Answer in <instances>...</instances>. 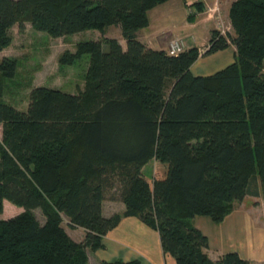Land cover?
<instances>
[{"label":"trees","instance_id":"trees-1","mask_svg":"<svg viewBox=\"0 0 264 264\" xmlns=\"http://www.w3.org/2000/svg\"><path fill=\"white\" fill-rule=\"evenodd\" d=\"M167 1L0 0V52L25 23L52 38L114 26L126 43L77 45L60 62L89 55L83 90L36 87L26 111L4 102L16 63L0 61V215L4 201L22 210L0 220V264H87V250L103 249L127 217L156 231L175 264H249L236 252L211 260L190 221L221 223L256 181L264 193V0L232 2L233 33L212 31L206 54L231 45L234 62L206 77L190 71L196 47L170 55L138 40L148 13ZM105 200L125 211L104 217ZM63 223L82 228L83 240Z\"/></svg>","mask_w":264,"mask_h":264},{"label":"crops","instance_id":"crops-1","mask_svg":"<svg viewBox=\"0 0 264 264\" xmlns=\"http://www.w3.org/2000/svg\"><path fill=\"white\" fill-rule=\"evenodd\" d=\"M232 1L169 0L148 13V26L137 32V38L142 44H148L147 47L150 49L166 50L165 46L163 47L166 43L155 46L146 38L144 39L143 34L140 38L144 30H154L158 27V34H167L168 39H185L186 49L196 47L199 50L207 44L211 32L218 31V27L223 26L224 22L228 21L230 27L228 12ZM173 16L176 17V21L170 26H164L163 22ZM120 45L122 47V44ZM233 62L234 51L228 48L199 57L190 71L194 76H210ZM0 133L2 136V127ZM262 195L260 184L256 181L249 188L248 195L236 206L234 205L230 214L221 223H214L208 217H195L190 221L193 227L207 237L208 249L205 253L211 260L216 261L228 252H236L249 264H264V227L260 226L261 219L253 215V211L242 209L248 199L256 201L253 203L257 204L263 198ZM109 206H112V209L117 207V209L110 212L109 209L107 210ZM259 209H261V203ZM124 211L125 207L119 201L105 200L103 202L102 214L106 218L114 214H122ZM65 231L75 242H81L85 236L82 228L65 226ZM239 243L244 244L241 249L237 246ZM102 244L103 249L87 250V264L118 260L126 263L138 260L141 264H175L170 255L163 253L158 233L135 217L123 218L115 229L102 238Z\"/></svg>","mask_w":264,"mask_h":264},{"label":"rangeland","instance_id":"rangeland-1","mask_svg":"<svg viewBox=\"0 0 264 264\" xmlns=\"http://www.w3.org/2000/svg\"><path fill=\"white\" fill-rule=\"evenodd\" d=\"M175 21L176 17L173 16L171 19L168 18V20H165L163 25L170 26L171 23ZM223 24L225 26L218 27V34L222 36L231 35L232 30L231 26L229 27L228 25V21ZM8 34L11 41L9 46L0 52V61L4 58L15 61L16 74L13 79L3 80V100L19 111H26L29 94L31 90L36 87L55 89L67 94H78L83 90L89 66V55H82L77 58L72 65H62L60 62L62 58L74 54L77 45L86 41L105 42L107 39H115L119 44H122L123 49L126 48L125 40L122 38L119 28L114 26L105 27L103 30H87L62 38H52L43 32L36 31L29 23H25L22 32H19L18 27L14 26L8 31ZM142 34L144 35V39L146 38L152 45L157 46L158 44L166 43L163 44V47L165 46L168 53H171L170 45L176 44V42L180 46V50L176 52L177 54L186 49L185 39H168L167 34H158V27L154 30H144L140 34V38L143 37ZM204 45L205 46L199 49V57L207 55L206 51L209 47L208 42ZM145 46L147 47L148 44H145ZM229 48L235 51L231 45ZM104 49L106 50L107 48L104 47ZM153 170L154 162L151 160L143 168V171L146 175L153 176ZM262 196L263 198H261V201L259 200L257 204L253 203L256 201L248 199L242 209L253 211V215L261 219L260 226L264 227V193ZM237 203L239 202L233 203V208ZM260 203L261 209L258 210ZM246 205L248 207H246ZM108 209L111 212L113 209L116 210L117 207H113L112 209V206H109L107 210ZM21 212V208L5 201L3 203V213L0 215V220L14 217ZM34 213L37 219L41 222L44 221V217L39 209L35 210ZM250 216H252V214H250ZM63 225L65 226V223H63ZM243 245L244 244L239 243L237 246L241 249Z\"/></svg>","mask_w":264,"mask_h":264},{"label":"built area","instance_id":"built-area-1","mask_svg":"<svg viewBox=\"0 0 264 264\" xmlns=\"http://www.w3.org/2000/svg\"><path fill=\"white\" fill-rule=\"evenodd\" d=\"M171 53H169L170 55H175L177 54L176 52H178L180 50V46L178 45V43L176 42V44H171Z\"/></svg>","mask_w":264,"mask_h":264}]
</instances>
